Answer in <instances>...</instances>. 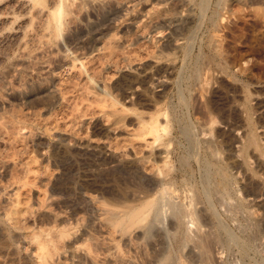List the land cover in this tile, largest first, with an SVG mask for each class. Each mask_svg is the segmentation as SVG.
I'll return each instance as SVG.
<instances>
[{
    "label": "rangeland",
    "instance_id": "374dc122",
    "mask_svg": "<svg viewBox=\"0 0 264 264\" xmlns=\"http://www.w3.org/2000/svg\"><path fill=\"white\" fill-rule=\"evenodd\" d=\"M217 1L84 0L67 32L39 60H23L15 40L0 37V264H197L193 261L200 254L203 232L209 235V241L203 239L211 244L212 263L264 264V159L252 150L251 166L261 167L256 182L236 154V165L243 167L233 173L231 195L218 196L212 190L214 182L209 185L204 178L208 136L199 125L205 119L204 99L195 77L197 68L208 74L212 49L221 46L230 58L229 70L213 66L214 80L206 95L221 120L231 122L228 129L224 123L217 126L220 136L225 131L221 137L229 139L231 151L225 153L233 159L239 143L232 138L253 125L264 147V0H228L226 11ZM75 55L83 57L94 80L69 71V58ZM113 96L121 112L116 116ZM171 105L177 108L178 126L185 123L194 133L191 165L202 195L195 207L203 217L198 226L203 231L185 214L192 192L187 195L182 188L181 172L169 190L173 194L168 191L173 200L164 195L176 206L172 209L163 198L144 222H130L126 210L110 202L127 194L133 198L140 179L151 182L155 162L163 165L161 148L154 147L159 153L153 156L136 134L140 120L148 122ZM212 203L217 206L211 209ZM179 207H187L181 214L186 219L174 209ZM113 212L119 217L109 215ZM39 243L53 255L42 258Z\"/></svg>",
    "mask_w": 264,
    "mask_h": 264
},
{
    "label": "bare ground",
    "instance_id": "6f19581e",
    "mask_svg": "<svg viewBox=\"0 0 264 264\" xmlns=\"http://www.w3.org/2000/svg\"><path fill=\"white\" fill-rule=\"evenodd\" d=\"M219 2V5L222 7V9L224 8L226 11L228 9V5H229V2L228 0H219L217 1ZM83 3H84V0H0V37L3 38V37H8V38H13L19 49L21 50V57L23 60H26L27 58L30 59V60H39L40 58L43 57V55L50 51L52 49V46H53V43L56 39H58L63 33L67 32V29L69 28L68 25H70L72 19H73V15H74V12L75 10H80L82 7H83ZM259 3V2H258ZM217 5V4H215ZM218 6V5H217ZM219 6V8H220ZM217 8V7H216ZM230 8V7H229ZM219 10V9H218ZM230 10V9H229ZM221 11V10H219ZM232 11V10H231ZM230 11V12H231ZM217 12V11H216ZM222 12V11H221ZM218 13V12H217ZM224 13V12H222ZM233 12H231L232 14ZM264 13V11H263ZM262 13V14H263ZM215 14V13H214ZM213 14V15H214ZM221 14V13H219ZM229 11L227 12L226 15H229ZM261 15V13H259ZM216 15V14H215ZM264 15V14H263ZM225 16V15H224ZM221 15V17H224ZM234 16V14H233ZM220 17V16H219ZM232 17V16H231ZM215 18V17H214ZM264 18V16H263ZM221 19V18H220ZM220 19H216V20H219ZM224 19V18H222ZM213 21V19H211ZM215 20V19H214ZM214 22V21H213ZM211 22V23H213ZM217 23V21L214 23V25ZM220 23V22H219ZM218 26V24H217ZM216 29V28H215ZM218 29V28H217ZM216 29V30H217ZM215 30V31H216ZM219 31V29H218ZM215 33V32H214ZM213 34V33H212ZM104 37V36H103ZM103 39V38H102ZM100 41V40H99ZM216 41V40H215ZM214 42V41H213ZM95 44H98V41H96ZM205 46V45H204ZM213 48V47H212ZM211 48V49H212ZM205 49V48H204ZM95 50L96 51H99L100 52V48H97L95 47ZM209 51V50H208ZM210 52V51H209ZM212 52H214V55H212V57H210V61H209V64H210V67H208L206 65V67H208V74H206L205 76L203 74H201L203 71H206V69H202L203 71L201 72L200 69L197 68V71H196V75L195 77H198L199 78V91L201 94H203V99H204V104L203 107H201V103H200V107L203 108V112L202 113V117L205 118L203 120V122L199 125H203L206 130L209 132L208 135L206 133V130L205 128L203 130H205V136H208V139L206 140L207 141V145L205 146V151H204V155H205V158L204 160L202 161L204 164V170L203 168L201 167V169L203 171H205L206 169V175L204 176L205 178V181L207 182V184L211 185L212 182H214L215 186L212 188L213 191L217 192L218 193V196H227L230 194V191H231V184L233 183L234 181V174L233 173H237L239 172V170L237 172H234L235 170H237V168H239L236 164H238L235 160V157L237 156L238 159L240 160L239 162L243 164L245 168V170L247 169V171L251 174H253V178L255 179L256 181V178L257 176L259 175V172L258 171L259 169H256L253 166V164L250 162L251 160V152L252 150L254 149L255 152L253 151L252 153H260L259 156H262V158L264 159V147L262 145V140L259 138V136L257 135V133L255 132L257 128H255V130L252 128L254 125L251 124V121L250 124H251V128L249 126V129H247L248 131L245 133V134H241L240 136V133L239 132V139L238 138H232L236 143H239L238 145V151L235 154L234 158H233V155H232V158H230V153H225L226 152H229L231 151V149L229 151H227V139L223 137H221L223 134H221L220 136V131L221 129H217V126H220L224 123L227 126L231 127L230 124L231 122H229L230 124H228V122L226 120H221L223 117L220 116L217 114V107L214 106V103H212V99L206 95V93H208L211 89V83H213L212 81L214 80L213 79V73L214 70H213V73H212V69H213V66L214 65H218L220 64V67L219 69H224V71H226L225 69L228 68V56L226 58V56L224 55L225 51L223 49V51L221 50V46H215L213 49H212ZM226 54V53H225ZM236 58V57H235ZM70 59V62H71V66H70V69L69 71H78L81 75H85L87 78H89L88 76V68L85 64V62L83 61V57H81L80 55H75L74 57H71L69 58ZM207 60V59H206ZM232 60V59H231ZM237 59H235L236 61ZM208 61V60H207ZM239 61V59H238ZM221 62H225L226 63V67H223V63ZM234 62V61H233ZM223 64V65H221ZM216 65V66H217ZM230 65V64H229ZM232 65V64H231ZM239 65V64H238ZM203 68H204V65H202ZM219 66V65H218ZM200 67V66H198ZM205 67V68H206ZM233 67V66H232ZM245 68V67H244ZM196 70V69H195ZM229 70V68L227 69ZM243 70V69H242ZM211 71V72H210ZM223 71V70H222ZM232 71V70H231ZM227 72V71H226ZM234 72V71H233ZM205 73V72H204ZM248 74V73H247ZM202 75V76H201ZM216 75V74H215ZM251 75V74H250ZM53 78H56L57 77V74L56 73H53L52 74ZM204 76V77H203ZM93 77V75H92ZM90 77L89 79L92 80L93 78ZM236 77V76H235ZM215 78V77H214ZM213 79V80H212ZM94 80V79H93ZM196 80V79H195ZM212 80V81H211ZM197 85V84H196ZM159 86V85H158ZM210 86V87H209ZM105 87V86H104ZM162 87V85H161ZM109 87H106L104 88L103 90L107 89ZM212 88V87H211ZM111 89V88H110ZM210 89V90H209ZM102 90V91H103ZM107 91V90H106ZM109 94L108 95H111L110 94V91L108 90ZM104 95H107L104 94ZM113 95V94H112ZM200 97V96H199ZM112 97H110L111 99ZM108 100V99H107ZM119 100V99H118ZM118 100L115 98L114 99V96H113V103L116 101L118 103ZM182 100V99H181ZM111 101V100H110ZM184 101V100H183ZM114 103L113 104V107L115 105V108L117 106V103ZM215 102V101H214ZM170 104V103H169ZM173 105V104H172ZM172 105L170 107H167L169 108L165 113H162V114H159V115H153L151 116V119L150 121L146 122L145 120L144 121H139V122H143L141 124V126L139 127L140 130L139 132L136 134L137 135V138H139V140L143 141L144 144L146 143V145L148 146V148H151L150 152L152 153L153 156H156L157 151H155L154 147H157L158 149L161 148L160 150V156L158 157H161V155H163V157L161 158L162 160V164L159 165V161L158 164L157 162H155L156 160L153 159V161L156 163L154 165V162L152 160H150L151 162H153L152 164L153 165L151 167H153V169H151L150 171L152 172V179H151V182H146V181H149V180H146V181H143V179H140L142 180L141 182H138V186L137 188H135V190H133V198L131 196H129L127 193V195L125 196H122L123 198L122 199H119L117 200V198L115 199L116 201L111 202L112 205L116 206L117 208L119 207H122L123 209H125V213L129 219L130 222L132 223H137V222H144L146 221L149 216L151 215V212H153V210L155 209V207H158V206H162L161 204V200L164 198V195L166 194H169L170 195V191L172 190V186L175 184L176 186V183L177 181L175 180L176 178V175L178 174H181L183 175L185 178L184 179H181L182 180V184L184 187L182 188H185V190L189 193L186 192V194L190 195V192H192V196H187V198L189 197L190 200H191V204L188 205V208L190 207V209L188 210L189 211V214H187L188 211H183V208L186 209L185 207L181 208H174L178 211V213L181 215V214H185L189 217H191V224H192V220L194 222H198L197 224V230H199L200 228L198 227L202 222L201 221H204L201 216L199 214V212H197L196 210V207H195V204L198 203V200L201 199V196L200 195V190L198 188V184H197V180H196V177H195V172L193 171L195 168L192 166L194 165H191L192 161H191V158L193 157V154L195 153L194 151H196L195 147H196V141H195V138L193 137L192 134L193 131H192V128L187 125V124H183L182 126L180 125V127L178 126L179 123H178V116L176 115V109L174 110V108L172 107ZM180 105V104H179ZM184 110V109H183ZM202 110V109H201ZM113 111V110H112ZM111 111V112H112ZM120 110L118 109V107L115 109L114 113H112L113 115L116 113L119 112ZM178 112V111H177ZM199 112V111H198ZM220 112V111H219ZM121 112H119L120 114ZM125 114V113H124ZM114 115V116H116ZM123 115V114H122ZM121 115V116H122ZM197 115H199L197 113ZM120 116V117H121ZM141 116V115H140ZM125 117V116H124ZM200 117V116H199ZM116 118V117H115ZM118 118V117H117ZM116 118V119H117ZM139 118V116H138ZM141 118V117H140ZM198 118V117H197ZM251 118V117H250ZM123 118H121L122 120ZM200 119V118H199ZM224 119V118H223ZM118 120V119H117ZM143 120V119H142ZM201 120V121H202ZM198 121V120H197ZM179 122L180 119H179ZM181 124V123H180ZM190 124V123H189ZM192 124V123H191ZM177 126L178 128H180V132L178 131L177 129ZM196 126V125H195ZM194 126V127H195ZM219 126V127H220ZM234 126V125H233ZM200 127V126H199ZM218 127V128H219ZM225 127V128H226ZM237 128V127H236ZM228 129V127H227ZM232 129H235V126L232 127ZM197 130V129H195ZM201 130V129H200ZM201 130V131H203ZM237 130V129H236ZM235 130V132H236ZM198 131V130H197ZM245 132V131H243ZM178 133L181 134L179 136V143L180 145H182L181 147H179V143L178 141L176 140V137H178ZM202 133V132H201ZM204 135V134H203ZM231 135V134H230ZM195 136V135H194ZM226 136V135H225ZM232 136V135H231ZM238 136V135H237ZM224 138V139H223ZM151 139V141H150ZM196 139H199V137H197ZM180 140H184L185 143H182ZM233 140H232V144H233ZM205 141V140H203ZM229 143L231 141H228ZM234 142V143H235ZM228 143V144H229ZM157 144V146H156ZM206 144V143H204ZM145 145V147H146ZM160 146V147H159ZM232 147V146H230ZM157 149V150H158ZM175 149H178V151L181 150V154H177L176 155V151ZM199 149V148H198ZM148 150V149H147ZM177 151V152H178ZM236 151V150H235ZM234 152V150H233ZM232 152V153H233ZM227 154V155H226ZM237 154V155H236ZM175 155H176V159L175 160ZM146 156V155H145ZM153 156H150V157H153ZM195 156V154H194ZM103 157V156H102ZM135 157V156H134ZM147 157V156H146ZM236 157V159H237ZM107 158V157H106ZM153 158H157V157H153ZM253 158V157H252ZM144 159V158H143ZM149 159V158H148ZM195 159V158H194ZM203 159V158H202ZM231 160H235L232 162L231 164ZM260 159V158H259ZM138 160V159H137ZM146 160V159H145ZM262 160V159H261ZM96 162V160H94ZM140 161V160H139ZM144 161V160H143ZM148 161V160H147ZM199 161H201L199 159ZM198 161V162H199ZM145 162V161H144ZM149 162V163H151ZM197 162V163H198ZM100 163V161H99ZM103 163V162H102ZM147 163V162H146ZM148 163V164H149ZM194 163V161H193ZM252 166H251V164ZM98 164V163H97ZM259 164V163H258ZM263 164V163H262ZM134 165V164H133ZM239 165V164H238ZM264 165V164H263ZM148 166V165H147ZM202 166V165H201ZM241 166V165H240ZM241 166V167H243ZM138 167V166H137ZM150 167V168H151ZM200 167V166H199ZM240 167V168H241ZM145 167H143L144 169ZM197 168V167H196ZM232 168V169H231ZM239 168V169H240ZM264 169V168H263ZM139 170V169H138ZM147 169H145V173L147 174V172L149 171V167H148V170L146 172ZM200 170V169H199ZM241 170V169H240ZM149 171V172H150ZM150 172V173H151ZM178 172H181V173H178ZM201 172V171H200ZM199 172V173H200ZM240 172H243V171H240ZM262 172V171H261ZM137 174V173H136ZM141 174V173H140ZM144 174V173H143ZM145 174V175H146ZM203 174V173H202ZM205 174V173H204ZM248 174V173H247ZM263 174V173H261ZM150 175V174H149ZM137 176V175H136ZM148 176V174H147ZM145 176V177H147ZM150 176V177H151ZM202 176V175H201ZM252 176V175H251ZM141 177V176H140ZM139 177V178H140ZM200 177V176H199ZM241 177V176H240ZM243 177V176H242ZM256 177V178H255ZM142 178V177H141ZM183 178V177H182ZM202 177V180L204 179ZM237 178V177H236ZM248 178V177H246ZM145 179V178H144ZM241 179V178H239ZM238 179V180H239ZM243 179V178H242ZM245 180V179H244ZM204 181V180H203ZM261 181V180H260ZM199 182V180H198ZM200 182H201V179H200ZM205 182V183H206ZM257 182V181H256ZM202 183V182H201ZM204 183V182H203ZM204 184H200L201 186L202 185H205ZM181 184V183H180ZM250 184V183H248ZM213 185V184H212ZM242 185V184H241ZM240 185V186H241ZM253 186V184H251ZM174 186V188H175ZM179 186V185H178ZM182 186V185H180ZM233 186V185H232ZM239 186V187H240ZM249 186V185H248ZM259 186V185H258ZM207 187V186H206ZM205 187V188H206ZM238 187V186H237ZM247 187V186H246ZM257 187V186H256ZM178 187H176L175 189H177ZM201 188V187H200ZM208 188V187H207ZM211 188V187H210ZM251 188V187H250ZM255 188V187H254ZM204 189V188H202ZM209 189V188H208ZM170 190V191H169ZM205 190V191H204ZM203 191L204 192H208L206 191V189H204ZM249 190V188H248ZM252 191H254L255 189H251ZM123 191V190H122ZM121 191V192H122ZM170 193H169V192ZM174 191V190H173ZM176 191V190H175ZM195 191V192H194ZM209 191H211V189H209ZM212 191V192H213ZM235 191V189H234ZM247 191V190H246ZM252 191H250V194L252 193ZM256 191V190H255ZM258 191V190H257ZM256 191V192H257ZM264 191V190H263ZM127 192V191H126ZM177 192V191H176ZM194 192V193H193ZM203 192V193H204ZM215 192H213V194L215 195ZM244 192V190H243ZM259 192V191H258ZM210 193V192H209ZM208 193V194H209ZM216 193V194H217ZM220 193V194H219ZM241 193V191H240ZM248 194V191L246 192ZM260 193V192H259ZM121 194H124L121 193ZM130 194V193H129ZM173 194V193H171ZM206 194V193H205ZM212 194V195H213ZM223 194V195H222ZM225 194V195H224ZM249 194V196H250ZM256 195V193H254ZM261 194V193H260ZM120 195V194H119ZM175 195V194H174ZM185 195V194H184ZM207 195V194H206ZM231 195V194H230ZM245 195V194H244ZM171 196V195H170ZM204 196V195H203ZM210 196V195H209ZM217 196V195H216ZM242 196V195H241ZM169 197V196H167ZM165 197L164 198V201L167 200L171 206V199L173 200V195L171 196V199L169 200V198ZM173 197V198H172ZM212 197V196H211ZM215 197V196H214ZM220 197V198H222ZM229 197V196H228ZM244 197V196H243ZM246 197V195H245ZM244 197V198H245ZM255 197V196H254ZM216 198V197H215ZM218 198V197H217ZM219 198V199H220ZM240 198V197H239ZM253 198V197H252ZM258 197L256 196V199ZM185 199V198H184ZM243 199V198H242ZM251 199V198H250ZM208 200V198H207ZM210 200V199H209ZM224 200V199H223ZM165 201V203L167 202ZM218 201V200H217ZM219 201H222L221 199ZM239 201V200H238ZM256 201V200H255ZM254 201V203H255ZM160 202V203H159ZM163 202V201H162ZM167 202V203H168ZM209 202V201H208ZM213 202V201H211ZM209 202V203H211ZM243 202V201H242ZM159 203V204H158ZM164 203V202H163ZM174 203H178V202H174ZM172 202V204H174ZM200 203V201H199ZM244 203V202H243ZM181 204V203H180ZM213 204V205H212ZM210 204V206L212 205L211 209L213 208L214 206V203ZM245 204V203H244ZM243 204V205H244ZM256 204V203H255ZM157 205V206H156ZM182 205V204H181ZM199 206V204H196V206ZM201 205V204H200ZM241 205V204H240ZM253 205V203H252ZM261 205V204H260ZM164 206V205H163ZM169 206V207H170ZM173 207L176 206V204L172 205ZM171 206V207H172ZM217 206V205H216ZM214 206V207H216ZM223 206V205H222ZM172 207V209H173ZM178 207V206H177ZM243 207V206H242ZM252 207V206H251ZM260 207V206H259ZM159 208V207H158ZM161 208V207H160ZM198 208V207H197ZM263 208V207H262ZM163 209V207H162ZM171 209V208H170ZM169 209V210H170ZM171 209V210H172ZM252 209V208H251ZM250 209V210H251ZM167 210V209H166ZM166 210H164L166 212ZM170 210V211H171ZM215 210V208H214ZM213 210V211H214ZM155 211V210H154ZM157 211V210H156ZM155 211V213H156ZM174 211V210H173ZM216 211V210H215ZM214 211V212H215ZM238 211V210H237ZM249 211V209H248ZM115 212V211H114ZM113 212V213H114ZM172 212V211H171ZM201 212V211H200ZM207 212V211H206ZM250 212V211H249ZM252 212V210H251ZM250 212V213H251ZM163 213V212H162ZM173 213V212H172ZM176 213V211H175ZM177 213V214H178ZM203 213V212H202ZM205 213V212H204ZM213 213V212H212ZM241 213V212H240ZM109 215H112V217H119L118 214L114 213V214H110ZM154 215V214H153ZM158 216V213L156 214ZM155 215V216H156ZM167 215V214H166ZM171 215V214H170ZM176 216V214H174ZM172 215V218L173 216ZM208 215V214H207ZM215 215V214H214ZM216 215H218L216 213ZM154 216V218H155ZM156 216V217H157ZM182 217H186L187 216H183L181 215ZM205 216V215H204ZM110 217V216H109ZM111 217V218H112ZM166 217V216H165ZM171 217V216H170ZM189 217V218H190ZM207 217V216H206ZM209 217V216H208ZM161 218V217H159ZM175 218V217H174ZM179 218V217H178ZM183 218V219H184ZM185 218V219H186ZM158 219V217H157ZM157 219H155L157 221ZM184 219V220H185ZM205 219V218H204ZM207 219V218H206ZM153 220V222L155 221ZM184 220H181L184 221ZM209 221V220H207ZM206 221V222H207ZM220 222V220H217ZM152 222V223H153ZM158 222V221H157ZM161 222V220H160ZM188 222L190 223L189 219H188ZM194 222H193V225H194ZM218 222V223H219ZM205 223V222H204ZM175 224V222H174ZM182 224V223H180ZM150 225V224H149ZM154 225V223H153ZM157 225V224H156ZM155 225V226H156ZM172 225V224H171ZM203 225V223H202ZM174 226V225H173ZM178 226V225H177ZM195 226V225H194ZM206 226V224H205ZM223 226V224H222ZM221 226V227H222ZM226 226V225H224ZM176 227V226H175ZM201 227V226H200ZM204 227V226H203ZM220 227V228H221ZM151 228V227H150ZM149 228V229H150ZM152 228H156L155 230H157V226L154 227L152 226ZM226 229V227H224ZM222 229V228H221ZM224 229V230H225ZM159 230V229H158ZM202 230V228L200 229ZM152 231H154L152 229ZM203 231V230H202ZM223 231V229H222ZM150 232V231H149ZM198 232V231H197ZM196 232V233H197ZM153 233V232H152ZM156 233V232H155ZM160 233V232H158ZM156 233V234H158ZM199 233V232H198ZM202 233V232H200ZM199 233V234H200ZM204 233V232H203ZM202 234H198L199 235V239L200 241L197 239V241H199V245H197V247L199 246L200 248V254L198 255V257H194L195 259L198 258L199 260L198 261H193V262H198L199 264H214L212 263L213 260H211L212 258L210 257L211 253H210V245L208 243V237L209 235H203ZM210 233V232H209ZM208 233V234H209ZM212 233V232H211ZM226 233V232H225ZM161 234V233H160ZM159 237V235H157ZM207 236V238L205 237ZM212 236V235H211ZM162 237V236H161ZM160 237V238H161ZM206 238L208 241H206V239L204 240L203 238ZM198 238V237H197ZM201 238L203 240H201ZM213 238V237H212ZM162 239V238H161ZM210 239V238H209ZM217 239V238H216ZM215 239V240H216ZM254 239V238H253ZM49 240V239H48ZM52 240V239H50ZM188 240V239H187ZM211 240V239H210ZM232 240V239H231ZM54 240H52L53 242ZM190 241V240H189ZM206 241V243H205ZM214 241V240H213ZM49 242V241H48ZM184 243V242H183ZM197 242L195 241V244ZM40 244V248L42 250V253H41V257L42 258H45L48 259L49 257H51L53 254V252L51 250H49L46 245L44 243H39ZM198 244V243H197ZM196 247V245H195ZM197 252V251H195ZM193 253V252H192ZM210 253V254H209ZM198 254V252H197ZM171 257V255H169ZM191 256V255H190ZM168 256L166 257V260H167ZM190 258V257H189ZM170 258H168L169 260ZM197 260V259H196ZM173 259L170 261H167L168 263L172 262ZM166 262L162 263V264H165ZM173 263V262H172ZM171 263V264H172ZM192 263V262H191ZM197 263V264H198Z\"/></svg>",
    "mask_w": 264,
    "mask_h": 264
}]
</instances>
